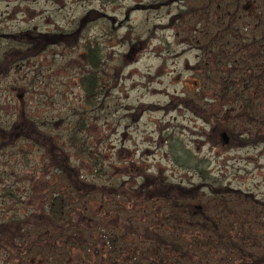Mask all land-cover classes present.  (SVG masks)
Returning a JSON list of instances; mask_svg holds the SVG:
<instances>
[{"label": "rangeland", "instance_id": "1", "mask_svg": "<svg viewBox=\"0 0 264 264\" xmlns=\"http://www.w3.org/2000/svg\"><path fill=\"white\" fill-rule=\"evenodd\" d=\"M188 3L0 0V57L14 45L11 33L78 29L74 45L52 44L0 75V124L19 125L25 118L40 123L81 179L106 187L102 194L84 195L75 205L83 209L78 217L85 224L93 225L103 212L119 209L133 224L174 229L168 220V202L138 200L128 205L116 192L118 185L145 187L161 181L201 184L200 197L191 205L195 211L207 204L211 210H228L233 223L243 218L250 221L252 216L264 219V209L252 208L238 195L246 193L249 199L264 201V142L221 144L219 134L226 129L218 122L238 125L235 136L252 132V124L224 116L217 121L206 110L207 104L218 101V94L208 82H201L200 52L186 43L189 27L177 31L169 21ZM243 8L249 11L252 6L244 3ZM86 42H96L100 54L101 92L92 104L85 102L77 82L86 68ZM77 118L82 119L81 128L75 127ZM73 129L76 145L69 138ZM168 136L189 151L191 163L202 160L207 179L173 160ZM51 153L21 139L0 147V264H103L107 249L102 239L94 237V243L86 247L80 246L81 241L78 246L47 247L41 240L38 223L46 220L47 198L59 190L71 192L55 176L49 188L42 184L44 177L26 178L36 168L47 166L45 160ZM218 184L233 189L236 196H214L211 190ZM73 199H77L75 194ZM110 218L103 222V229ZM13 220H22L23 225H13ZM110 232L121 234L117 228ZM121 238L126 245L137 242L129 236Z\"/></svg>", "mask_w": 264, "mask_h": 264}, {"label": "trees", "instance_id": "2", "mask_svg": "<svg viewBox=\"0 0 264 264\" xmlns=\"http://www.w3.org/2000/svg\"><path fill=\"white\" fill-rule=\"evenodd\" d=\"M181 1L189 3L169 21L177 31L189 27L185 33L186 43L200 52L201 82H208L218 94V101L207 104L206 110L217 121L224 116L230 120L238 118L240 122L247 121L246 125L252 124V132L235 136L238 125L227 126L218 122L226 129V132L221 131L227 135V145L245 146L264 142V0ZM244 3L252 8L246 11ZM82 22L81 19L79 25ZM77 30L11 33L10 42L16 47L13 45L2 53L0 75L14 64L38 56L52 44L65 48L74 45ZM84 49L86 68L79 73L77 82L85 102L92 104L101 92L97 77L100 54L96 42H86ZM16 124H0V147L9 145L10 140L21 139L50 150L52 153L45 160L47 166L39 170L36 168L34 174L26 178L32 181L44 177L42 184L44 188H49L52 187L49 180L55 176L71 191L52 192L46 200V220L38 223V227L42 228L44 246H78L81 241L80 246L86 247L94 243L96 237L106 244L103 264H264V219L252 216L250 221L243 218L233 223L228 210L225 213L221 209L211 210L207 204L195 211L191 205L200 197L201 184L189 186L161 181L145 187L124 188L118 185L116 192L125 197L128 205L138 200L168 202L171 211L168 220L174 229L133 224L130 219L121 216L119 209L103 212L93 225L85 224L78 217L83 209L75 205L84 195L102 194L101 189L106 187L81 179L76 167L67 163L61 146L48 130L41 129L40 123L25 118L19 125ZM76 126H83L81 118L75 120ZM71 134L69 138L76 145L75 129ZM232 139H236L234 143ZM167 140L169 153L179 166L194 168L202 179L208 178L201 159L191 163L193 156L187 149L171 136ZM113 189L110 188L111 193L115 194ZM211 192L214 196L227 193L236 196L237 193L221 184ZM74 194L77 199H73ZM238 195L241 201L252 204V208L257 205L264 209V201L249 199L250 195L246 193ZM86 216L92 219L90 215ZM108 216L111 222L103 229L102 224ZM12 223L23 225L22 220H13ZM260 225L263 227L259 228ZM115 228L121 232L120 235L110 232ZM127 236L137 242L126 245L121 237Z\"/></svg>", "mask_w": 264, "mask_h": 264}, {"label": "water", "instance_id": "3", "mask_svg": "<svg viewBox=\"0 0 264 264\" xmlns=\"http://www.w3.org/2000/svg\"><path fill=\"white\" fill-rule=\"evenodd\" d=\"M219 136L221 137V144H226L228 138H227L225 132H223V131L220 132Z\"/></svg>", "mask_w": 264, "mask_h": 264}]
</instances>
